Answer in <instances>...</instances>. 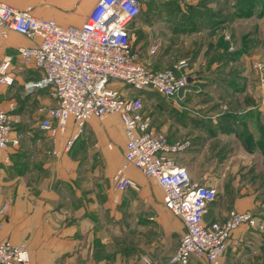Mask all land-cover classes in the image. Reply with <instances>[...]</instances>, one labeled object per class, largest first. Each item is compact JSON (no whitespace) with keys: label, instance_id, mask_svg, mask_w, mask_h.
I'll use <instances>...</instances> for the list:
<instances>
[{"label":"crops","instance_id":"crops-1","mask_svg":"<svg viewBox=\"0 0 264 264\" xmlns=\"http://www.w3.org/2000/svg\"><path fill=\"white\" fill-rule=\"evenodd\" d=\"M3 1L20 10L31 7L35 17L54 19L68 27L81 26L99 0ZM141 1V13L130 25L132 45L156 71L185 62L183 72L189 75V85L175 99L134 90L125 83L114 82L111 87L126 98L141 96L160 101L153 114L144 111L143 103L142 113L151 118L154 128L165 133L169 144L188 143L174 154V159L186 167L192 182L217 189L216 200L208 206L204 218L206 223L224 222L231 211L255 216V226L243 224L234 230L225 263L264 264L262 148H253L246 140L247 175L245 170L241 175L246 182L225 180L228 168L224 159L231 147L214 152L215 144L204 160L197 150L203 122L208 121L210 138L242 134L240 130L220 129L223 116L232 126L234 120L253 124L261 137L264 88L260 90V84L250 80L248 68L234 72L233 59L249 60V55L257 54L251 48L253 39L264 36V21L251 35L239 36V45L234 47L237 33L235 21L230 19L231 5L229 18L226 7L224 15L217 18L208 13L201 16V0ZM208 8L216 11L218 6L212 3ZM3 31L0 27V66L6 56L13 55L14 59L5 74L13 83L0 82V109L13 116L12 137L18 132L25 137L19 146L0 150V239L26 243L32 264H138L143 258L153 264H171L185 226L165 207L162 187L134 167L126 174L137 188L120 192L115 187L114 176L123 162L127 142L120 118H92L81 133L73 120L55 136L42 130L41 122L57 102L49 88L27 86L41 81L43 73L24 64L17 55L18 48L33 47L37 42L11 30L4 36ZM154 46L156 52L152 53ZM218 89L227 92L229 112L234 117L226 118L227 111L219 113L216 108L220 104L215 103L216 111L204 120V116L195 114L199 110L195 108L202 106L195 95ZM255 156L260 162L257 168L252 166ZM187 264L208 263L192 257Z\"/></svg>","mask_w":264,"mask_h":264},{"label":"built area","instance_id":"built-area-1","mask_svg":"<svg viewBox=\"0 0 264 264\" xmlns=\"http://www.w3.org/2000/svg\"><path fill=\"white\" fill-rule=\"evenodd\" d=\"M141 9V0H99L81 26L63 27L54 19L35 17L31 7L20 10L0 0V27L4 36L6 30H11L37 42L33 47L18 48L17 55L24 64L43 73L41 81L27 86L49 88L57 102L55 108L48 110L40 128L55 136L73 120L81 133L92 118L118 116L127 142L123 162L114 176L116 189L121 192L137 188L126 174L130 167L162 187L165 207L185 226L171 264H187L192 257L208 264H226L224 258L234 230L243 224L255 226V216L231 211L224 222L206 223L204 218L208 206L216 200L217 189L192 182L186 167L176 163L174 154L188 143L169 144L165 133L154 128L151 118L142 113L141 96L126 98L111 87L121 81L131 89L175 99L189 85V75L183 72L185 62L170 70L153 71L142 61L130 34V25L138 19ZM13 59L9 55L3 60L0 82L13 83L5 75L12 68ZM260 104L264 106V96ZM13 124L10 112L0 109V150L19 146L25 137L23 132L12 137ZM0 264H32L27 244L0 239ZM138 264L153 262L143 258Z\"/></svg>","mask_w":264,"mask_h":264},{"label":"rangeland","instance_id":"rangeland-1","mask_svg":"<svg viewBox=\"0 0 264 264\" xmlns=\"http://www.w3.org/2000/svg\"><path fill=\"white\" fill-rule=\"evenodd\" d=\"M215 1V0H213ZM264 0H247L248 5L245 4L243 6L244 9L239 8V5H241L245 0H231L232 8H233V18L231 20H234L235 22L233 23L234 26V33L236 39H234V47H237L239 45L240 39L239 36L242 37V34H250L251 32L253 33L256 28H258L262 22L264 21ZM227 13H228V5H227ZM249 22V23H248ZM253 47L251 48L253 52H257V54H251L249 55V60L248 59H241L239 57H236L233 59V69L235 72V69L238 70L240 73L241 67L242 68H248L249 71L251 72L250 75V80L253 82H258L260 84L259 89L264 88V36H260L259 38L253 39ZM255 55V56H254ZM143 61V60H142ZM144 62V61H143ZM145 65L153 70L156 71L155 69H152L149 64L144 62ZM164 63V62H163ZM181 62H178L171 67H168V69L165 70H170L173 69L175 66H180ZM165 70H159V71H165ZM257 80V81H256ZM118 83H123L121 81H115V84ZM262 93V92H261ZM227 92L222 89H218L217 91H207L206 92L202 91L198 94L195 95V100L196 101H201V107L198 108L196 107L195 109H199L198 111L195 112V114L201 115L204 120H206V116L212 115L216 109L219 111V113L222 112H229V106H228V100H227ZM264 96V95H263ZM191 101H194V97L192 96ZM216 100V101H215ZM160 101L157 100H152L151 98H145L143 97V103H144V111L149 114H153L155 109L159 106ZM215 103L220 104L219 107L214 109ZM198 103H196L197 105ZM193 111V109H192ZM156 115V114H155ZM157 116V115H156ZM157 117L161 118L160 114H158ZM222 121L220 123V129L226 131H233L235 128V131L238 127H233L229 122L226 121V119L223 117ZM209 120V119H208ZM211 123V122H210ZM209 123V125H210ZM202 127H200V139L197 138V150L201 152L202 159L204 160L205 157L211 155L212 149H214V145L218 144L217 148L214 150L216 152L218 149L224 146L225 149H228V147H231L229 152L225 154V165H227V177L225 180H229V182H246V179L241 176L245 170L246 175L247 171L245 169L246 163H244V157H245V150L248 149V143L247 139L251 138V146L254 148L256 147L257 144L255 141L259 140L260 133L256 129V127L253 124H245V127H239V130L242 131V134H236L235 135H229L228 133L226 134H220L217 139H214L213 137H209L207 132H210L208 126V121L202 123ZM205 126V127H204ZM232 126V128H231ZM212 125H210V128ZM225 132V131H224ZM234 132V131H233ZM260 146V145H259ZM260 150V148H259ZM228 151V150H227ZM229 164V165H228ZM260 165L259 159L257 156L253 159L252 166L254 168H257ZM26 244V243H25Z\"/></svg>","mask_w":264,"mask_h":264},{"label":"trees","instance_id":"trees-1","mask_svg":"<svg viewBox=\"0 0 264 264\" xmlns=\"http://www.w3.org/2000/svg\"><path fill=\"white\" fill-rule=\"evenodd\" d=\"M212 3H214V4H216L218 6V9L216 11L209 10L208 7ZM263 3H264V1H263ZM245 4L248 5L247 0H245V2H243L241 5H239L240 10L241 9H244L243 6ZM227 5H228V8H229L228 10H230V7L229 6L231 5V7H232L231 0H215V1H213V0H201V4H200V6H201V9H200L201 16L203 17L204 15H207L205 13H208V15L210 17H213L214 16V17L220 18V17H222L224 15L223 10H224L225 7L227 8ZM229 15L230 14L227 13V17L228 18H229ZM232 18H233V8H232V11H231L230 19H232ZM231 115H233V114L231 112H229L228 114L225 115V117L226 118L227 117H231ZM233 117H234V115H233ZM243 125H245V124H243L242 122H240V120L238 121V123H236V120H234L233 127H238L236 129V131L239 130V127H241ZM233 131L236 132L235 131V128L233 129ZM248 141L250 142L251 141V138H248ZM257 143L260 145V147L262 148L263 153H264V127L261 130V137H259V140L257 141Z\"/></svg>","mask_w":264,"mask_h":264}]
</instances>
